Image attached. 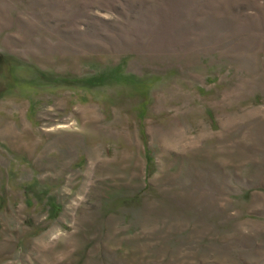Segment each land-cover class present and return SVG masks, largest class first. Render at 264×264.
<instances>
[{
    "label": "rangeland",
    "instance_id": "rangeland-1",
    "mask_svg": "<svg viewBox=\"0 0 264 264\" xmlns=\"http://www.w3.org/2000/svg\"><path fill=\"white\" fill-rule=\"evenodd\" d=\"M0 264H264V0H0Z\"/></svg>",
    "mask_w": 264,
    "mask_h": 264
}]
</instances>
